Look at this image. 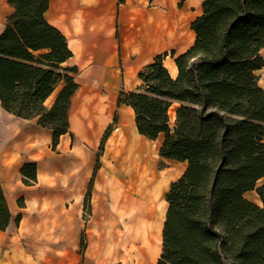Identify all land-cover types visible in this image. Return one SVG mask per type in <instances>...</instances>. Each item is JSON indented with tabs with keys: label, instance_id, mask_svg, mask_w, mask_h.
<instances>
[{
	"label": "trees",
	"instance_id": "obj_1",
	"mask_svg": "<svg viewBox=\"0 0 264 264\" xmlns=\"http://www.w3.org/2000/svg\"><path fill=\"white\" fill-rule=\"evenodd\" d=\"M51 1L10 0L14 13L0 35V104L51 129L56 150L69 133L78 85L77 69L62 67L73 56L67 38L45 17ZM191 29L196 40L176 58V78L158 56L140 74L141 89L119 100L134 110L142 136L164 135L162 158L188 163L166 195L158 264H264V89L255 74L264 68V0H206ZM21 175L25 186L35 185L37 165L26 164ZM252 191L262 205L245 197ZM10 222L0 181V230Z\"/></svg>",
	"mask_w": 264,
	"mask_h": 264
},
{
	"label": "crops",
	"instance_id": "obj_2",
	"mask_svg": "<svg viewBox=\"0 0 264 264\" xmlns=\"http://www.w3.org/2000/svg\"><path fill=\"white\" fill-rule=\"evenodd\" d=\"M205 1H51L45 17L67 38L73 56L62 67L77 69L74 80L78 89L71 99L69 133L61 137L56 150L52 149L51 129L41 127L38 119L17 118L0 104V139L6 140L4 147L9 146L10 154L20 156L23 152L26 156L9 170H0V181L11 212L9 226L0 230V264H51V260L54 264H72L67 254L79 256V236L84 230L92 239L106 231V236L111 237V252L118 253L120 219L126 215L132 220L126 228L129 240L126 251L136 255V264H147L146 253L155 247L159 249L160 259L168 209L166 195L172 183L184 175L188 163L162 158L159 152L164 135L155 141L142 136L134 110L119 105V100L121 94L141 89L140 74L158 56L164 57L163 65L170 75L178 76L175 60L193 46L196 35L191 25L203 14ZM13 13L10 0H0V35ZM255 74L264 89V68ZM63 86L59 84L47 105H53ZM178 105L175 103L172 107L174 114ZM111 127L102 165L94 179L91 220L84 223L80 219L79 227L76 217L83 213V202L70 206L64 218V230H59L58 234L66 237L68 244L57 249L54 220L51 229L33 228L32 214L27 212L18 224L20 213L28 210L20 207L19 201L25 198L28 208L33 207L42 197L43 186L52 184L41 175L47 170L50 172L49 168L51 173L57 169L52 158L80 159L85 181L91 180L97 152ZM44 156L51 157V165L41 166ZM26 164L39 166L38 181L33 186L23 183L21 170ZM129 167L133 173L127 177ZM67 195L71 198L72 192ZM248 199L261 205L256 198Z\"/></svg>",
	"mask_w": 264,
	"mask_h": 264
},
{
	"label": "rangeland",
	"instance_id": "obj_3",
	"mask_svg": "<svg viewBox=\"0 0 264 264\" xmlns=\"http://www.w3.org/2000/svg\"><path fill=\"white\" fill-rule=\"evenodd\" d=\"M50 103L51 100L48 104ZM173 111V109H171L170 111L171 125H174L176 120V114H174ZM5 141L0 139V170L2 171H7L10 169V167L12 168L16 166L18 160H22L26 157L25 153L23 152H21L20 156H17V154L13 153L10 154L9 146L8 149H5L4 147L6 143ZM2 145L3 148L1 147ZM2 153L4 154L3 156H1ZM49 154H51V150H49ZM103 154L104 151L101 153L100 146V149L97 152L93 175L91 180L88 182L84 179V167L80 164V159L67 157L52 158L57 167L55 172L51 173V168H49L50 172H48L47 168L46 172L41 173L43 179L45 181L52 182V184L43 186V189H41L42 197L37 200V203L35 202L33 207L30 206V208H28L29 206L27 205L25 198L19 201L20 207L28 209L23 210L24 214L20 213V221L22 217L26 215L27 212H30L29 214H32L33 228L38 227L42 230L51 229V224L55 221L57 235L55 237L54 243L58 246L57 249L61 250L64 245L68 244V242L66 240V237H60V235L58 234L59 230H64V218L66 217L70 206L73 205V203H76L77 201L83 202V213H81L82 215L79 213L76 217V222L79 227L80 219H82L84 223H87L91 220V216L93 214L94 179L96 176L94 175V172L97 167L98 171L100 170L102 165L101 159L103 157ZM41 163V166H46L47 164L51 165V157L46 158L44 156ZM36 165L37 172L39 174V166L38 164ZM132 171V167H129V171L125 175H127L128 177L130 174L133 173ZM67 183H69V186L67 185ZM262 184H264V181L260 183V185ZM81 191L83 192L82 195H80ZM69 192H72L71 198L67 195ZM245 197L247 199H257L256 202L260 200L255 191L251 192L249 195H245ZM71 199L73 201H70ZM104 200L106 201V199ZM18 218L16 222L19 224L20 221L18 222ZM131 222V217L128 215L123 216L120 219V235L117 239L120 251L118 253L111 252V237L106 236V231L103 232V235L101 237H96V239H92L86 233V230H84L82 231L81 236H79V256H77L76 254H67V257L70 255L68 257V260L72 264H136V255L133 252L126 251V243L129 241L126 235V228L130 226ZM98 239L101 240L100 243L97 242ZM41 240L43 241L45 240V238H42ZM56 255L59 256L60 253L56 252ZM51 264H54L52 260Z\"/></svg>",
	"mask_w": 264,
	"mask_h": 264
},
{
	"label": "bare ground",
	"instance_id": "obj_4",
	"mask_svg": "<svg viewBox=\"0 0 264 264\" xmlns=\"http://www.w3.org/2000/svg\"><path fill=\"white\" fill-rule=\"evenodd\" d=\"M162 192V191H161ZM162 194V193H161ZM260 204L262 205L261 201L259 200ZM165 210V209H164ZM164 212V211H163ZM160 213V212H158ZM162 213V212H161ZM159 216V215H158ZM163 216V215H162ZM161 217V216H160ZM159 219V218H158ZM159 257V249L155 247L149 253H146V260L147 264H157V260Z\"/></svg>",
	"mask_w": 264,
	"mask_h": 264
}]
</instances>
